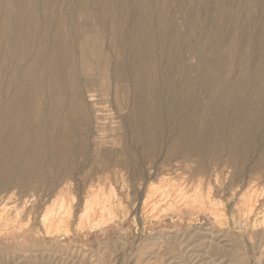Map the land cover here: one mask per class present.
I'll return each instance as SVG.
<instances>
[{
	"label": "bare ground",
	"instance_id": "bare-ground-1",
	"mask_svg": "<svg viewBox=\"0 0 264 264\" xmlns=\"http://www.w3.org/2000/svg\"><path fill=\"white\" fill-rule=\"evenodd\" d=\"M111 1H114L112 12L118 11L125 19L134 20L135 30L131 34L128 35L120 19L111 16L106 20L103 17L102 9ZM152 2V0H0V191L6 192V199H10L11 189L16 188L30 190L35 188L38 191V188L48 187V190L50 188L53 190L56 187V180L60 179L63 171H66L68 160L86 156L88 129L91 124V116L87 108L91 93L87 89L91 86L97 89L95 83L99 82L90 72V62L86 57L97 58L96 62H93L96 67L101 65L97 63L98 61L105 63L101 66L107 68L104 70L100 67L98 72L106 75V77L102 76V80H109L111 86L107 90L103 88L100 90L104 93L109 92L117 99L113 106L116 113L122 115V121L123 119L125 121L121 128L122 133L130 134L135 141L142 142L147 153L153 154L157 149L165 147V152L170 157L178 156L176 159L181 167H186L188 159L192 158L193 169L204 177L208 175L210 177L213 172L221 174L226 167H233L237 171L239 169L246 173L245 162L251 151L255 154L252 161L254 165L258 163L264 167V86L257 89V82L261 77L259 69H263L260 68L261 65L254 64V68L248 66L250 67L248 69H252L250 73L247 71L246 78L228 83L224 80L222 74L224 72H221L223 69L215 64L209 67L207 74L203 73L207 63L205 64L202 58L204 48L199 45L195 51L198 61L192 67L195 75L191 76L185 67L182 68L180 75L178 74L179 77L174 76L177 74L173 71L175 65L184 59L183 51L190 50L186 46L191 36V24L188 22L191 17L188 16L184 29H181L183 32L178 31L174 24L167 25L168 34L166 33L165 36L163 32L165 37L161 42L159 40L161 44L159 55L156 54L157 51L154 53L164 61L163 67L159 69L160 73L155 71L159 74L154 72L149 76L146 59L150 54V47L147 46V40L152 39V35L148 29L152 27L151 24L154 26L157 23L154 19V22L149 19V15L151 16L154 11L152 4L155 2ZM83 4L85 7L82 14L74 20V14ZM58 5H67L69 8L60 13L56 10ZM160 11L162 14L167 12V7H162ZM205 16L204 14V18ZM67 23H71L69 32L63 30ZM106 23L109 26L111 46L115 55L106 52L104 41L97 34L99 32H95V29H104ZM261 26L263 28L259 29L254 43L251 42L252 54L257 57L264 54V24ZM215 30L220 32L218 29ZM213 32L215 37L216 32ZM126 37L128 40L124 42ZM77 53L78 56L85 57L82 67L77 64L78 58H75ZM98 53H104L105 56H96ZM219 57L221 60L220 55ZM162 62L158 65L162 66ZM1 76H5V80H2ZM155 81L158 84H154ZM169 81L175 83L171 89L167 88L170 90L164 91L163 87ZM262 81L264 83V80ZM187 84L192 90L184 93L187 90L183 91V87ZM245 85L252 93V96L247 98L239 94ZM211 86H215V90L208 104V116L205 118L201 106L203 103L197 98L195 91L205 94ZM39 87H44L45 91L40 93V103L37 93ZM254 102H256L255 107H253ZM205 110L207 111V108ZM140 115L142 117L144 115L143 119L139 118ZM140 120H143L142 125ZM165 134L168 135L167 138H163ZM121 146L117 151L119 167H136L134 148L128 142ZM105 163L101 165L102 170L110 168ZM144 175L147 176L148 173L145 172ZM61 183L59 182V185ZM59 185L57 184V187ZM180 186L175 185L174 189V186L171 189L165 184L161 187L150 186L148 194L160 198L169 193V197L176 196L182 201L185 200L186 193L179 189ZM166 187L170 190H166ZM201 193L194 195L189 201L190 208L209 210L211 200ZM151 196L148 197L152 198ZM90 206L87 205V209H91ZM184 212L188 211L184 210ZM100 234L105 235V232L102 231ZM10 236L11 240H17V236L12 233ZM53 238L51 241L57 242L58 236Z\"/></svg>",
	"mask_w": 264,
	"mask_h": 264
},
{
	"label": "rangeland",
	"instance_id": "rangeland-1",
	"mask_svg": "<svg viewBox=\"0 0 264 264\" xmlns=\"http://www.w3.org/2000/svg\"><path fill=\"white\" fill-rule=\"evenodd\" d=\"M152 1L155 2H152L154 11L151 13L152 17L149 15V19L151 18L152 21L154 19L157 23H153L154 26L151 24L153 30H151L152 27L148 29L152 35V39L147 40L151 54L146 59L149 76L155 71L159 72V69L163 67L164 61L156 54L159 55L160 42L169 32L167 25L174 24L178 31L183 32L181 29H184L185 22L191 17L192 22L191 19L188 21L191 24V36L186 45L190 50L183 51L184 59L175 65L173 71L177 74L174 76L179 77V73L185 67L191 76L195 75L192 69L198 61L195 51L199 45H202L204 48L202 58L205 64L207 63L204 74L208 73L210 66L217 65L224 70L221 71L224 72L222 73L224 80L235 83L248 76L247 71L252 69H248L250 68L248 66L254 68L261 65L260 68L263 69H259L261 77L257 82V89L264 86L262 81L264 80V63H262L264 54L262 53L261 57L254 56L251 49L259 29L263 28L261 25L264 24V0ZM107 3L109 5H105L102 9L103 17L106 20L111 16L120 19L128 35L131 34L135 30L134 20L125 19L119 15L118 11L112 12L114 1ZM84 7V4L79 6L74 14V20L82 14ZM162 7H167V12L162 14L160 11ZM67 8H69L67 5H58L56 10L61 13ZM223 16H228V19ZM70 24L67 23L63 27L65 32L71 30ZM103 28L95 29V32H99L97 34L104 41L106 52L115 55L107 23ZM215 29L220 32L218 30L216 32ZM213 31L216 32L215 37ZM156 35L159 36L158 41ZM127 40L126 37L124 42ZM154 44L158 49L156 47L154 49ZM96 56H105V54L98 53ZM155 56L158 61L160 60L159 62ZM75 58H78V66L82 67L85 57L78 56L77 53ZM86 59L90 62V72L95 75L96 81H99L95 83L97 89L95 86L87 89L91 93L87 105L91 124L88 129L86 156L68 160L66 171H63L60 179L56 180V187L53 190L51 188L48 190V187L38 188V191L35 188L34 190L11 189L10 199L5 198L6 192L0 191V237L3 239L0 238V245H2L0 246V264H264V167L258 163L254 165L252 162L255 157L254 152H250L251 155L249 154L245 162L246 173L239 169L237 171L233 167H226L223 173L213 172L210 177L199 175L193 169L192 158L188 159L186 167H181L176 159L178 156L170 157L165 152V147L164 150L157 149L154 153L152 152L154 155L147 153L144 151L145 145L142 142L135 141L130 134L122 133L121 128L125 121L124 119L122 121V115L119 116L113 106L117 99L109 92L104 93L100 90L101 88L107 90L111 86L109 80H102V76L106 77V75L98 72L101 65L105 63L98 61L97 63L101 64L98 68L93 64L97 58L86 57ZM161 62L162 66L158 65ZM156 64L160 68L155 66ZM156 72L155 74L160 73ZM1 79L5 80V76H1ZM169 82L166 86L164 85V91L170 90L175 83V81ZM154 84L158 82L155 81ZM190 88L189 84L185 85L183 91H187L184 93L190 92L192 90ZM214 90L215 86H211L205 94L195 91L197 98H200V102L203 103L201 106L205 118L208 116V104ZM41 92H45L44 87H39L37 91L39 103ZM239 94L245 98L252 96L246 85L242 87ZM254 103L253 107L256 106V102ZM143 117L139 116L140 119ZM140 121L142 125L143 120ZM167 137V134L163 135V138ZM127 142L135 150L134 160L137 165L131 168L130 166L120 168L117 151L121 149L123 143ZM171 159H175L174 162H171L173 161ZM104 163L110 168L102 170L101 165ZM229 166L232 165L229 164ZM145 172L148 173L147 176L144 175ZM59 182L64 184L59 185ZM164 184L171 189L172 186L174 189L175 185H181L179 189L186 193L185 200L181 201L176 196L169 197V193L160 198L148 194L150 186L151 188L161 187ZM168 187L166 190H170ZM200 193L207 195L211 200L209 210L190 208L189 201L194 195ZM87 205H91V209H87ZM49 211L52 212L49 213ZM5 223L6 226H4ZM102 231L105 235L100 234ZM3 232L4 234H1ZM11 233L17 236V240H11ZM55 236H58L59 242L51 241ZM17 244L20 246L16 247Z\"/></svg>",
	"mask_w": 264,
	"mask_h": 264
}]
</instances>
